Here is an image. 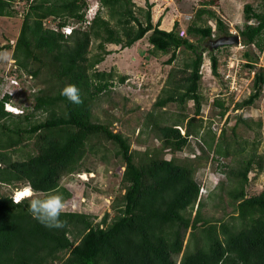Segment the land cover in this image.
Listing matches in <instances>:
<instances>
[{"label": "trees", "instance_id": "16d2710c", "mask_svg": "<svg viewBox=\"0 0 264 264\" xmlns=\"http://www.w3.org/2000/svg\"><path fill=\"white\" fill-rule=\"evenodd\" d=\"M15 1L0 0V17L17 15ZM22 1L26 5L19 35L13 44L0 46V51L12 48L15 65L4 78L7 81L13 76L19 80L20 69L37 76L44 69L50 85L34 95V109L46 116L33 123L29 119L35 112L7 109L14 95L0 92V264H264V187L252 193L246 187L255 161L259 171H263V155L255 159L250 154L239 167L225 170L236 183L228 191L233 205L231 220L210 221L201 215L203 192L195 165L164 158L158 148L152 151L148 148L141 154L133 151L121 131L93 120V100L115 85L113 70L98 68L111 53L106 43L125 48L146 37L150 47L143 54L146 59L160 51L170 53L164 63L172 64L181 47L193 54L184 69L179 70L190 69L189 73L175 84L173 70L170 71L169 85L146 115V127L161 142V149L175 152L185 149L191 136H199L202 119L197 115L202 107L199 89L204 57L185 34L201 39L212 37V26L198 23L205 19L204 14L215 18L217 36L232 34L221 16L208 8L216 5L217 0L204 1L186 30L180 28L178 20L169 30L160 27L161 20H153L151 3L142 20L132 8L134 0H98L99 9L84 27L87 0ZM103 7L108 9L109 17L102 14ZM242 11L245 23L239 29L240 42L255 45L264 53V3L254 6L246 2ZM49 17L57 20L56 27L46 25ZM70 23L80 25L65 33L63 26ZM94 38L99 39L97 47L101 51L89 56ZM244 55L249 57L244 65L253 68L257 58L252 59L248 51ZM209 60L212 72L217 75V54L210 51ZM35 63L38 65L33 67ZM126 78L121 75L119 79L124 82ZM70 84L80 91L79 105L61 95V90ZM263 85L264 67L255 72L252 92L236 107L252 105L260 97ZM188 100L195 103L193 115L180 111L177 116L173 113L165 116L163 107L167 104L176 102L183 108ZM215 103L222 108L218 116H223L227 110L224 102L216 98ZM209 131L214 134L201 135L204 151L207 147L221 156L241 151L227 138L214 143L216 131L210 126ZM33 136L36 152L24 159H13L8 149ZM103 139L118 147L124 165L121 178L124 192L112 204L114 216L105 212L95 222L90 213L65 210L61 215L65 227L48 228L30 214L27 198L14 203L15 192H2L4 185L18 188L23 185L36 194L44 193L38 196L41 199L58 190L63 199L69 198L71 192L61 185V178L79 170L87 151L103 143ZM215 157L216 165L223 169L226 162ZM195 205L197 210L192 215Z\"/></svg>", "mask_w": 264, "mask_h": 264}, {"label": "rangeland", "instance_id": "374dc122", "mask_svg": "<svg viewBox=\"0 0 264 264\" xmlns=\"http://www.w3.org/2000/svg\"><path fill=\"white\" fill-rule=\"evenodd\" d=\"M87 1L89 3L87 17L90 19L95 10L99 9L100 4L98 0ZM204 1L207 0H134L132 8L144 20V10H147L148 4L151 3L152 16L154 20H161L162 27L171 29L174 21L178 20L180 28L186 30L187 26L193 22L196 9ZM246 2L260 6L264 0H217L216 5H208V8L215 10L221 16L232 34H239V29L245 23L242 10ZM25 5L24 1L16 0L14 7L18 10L17 15L0 17V46L7 43L13 44L16 41L22 26ZM140 7L143 8L142 12L139 11ZM102 14L109 17V11L106 7L102 8ZM203 16L205 19L198 23L211 25L213 28L212 37L201 39L198 35L185 34L196 43L204 57L199 89L202 95V107L200 114L197 115V118L202 119L199 136H191L188 146L175 152L170 148L161 149V142L151 129L146 127V115L153 110L154 101L158 95L163 93V88L169 85L167 83L170 71L173 70V84H175L179 78L189 73L190 69L187 71L179 70L184 69L185 62L190 61L193 56L190 50L181 47L172 64L164 63L170 53L166 54L160 51H156L154 55L150 53L152 56L146 59L143 54L150 48L146 37L125 48H122L120 44L106 43V48L111 53L105 56L98 68L106 71L113 70L115 85L112 86L111 90L101 93L93 100V120L108 123L114 131H121L127 136L133 151H138L141 154L148 148L150 151L158 148L159 155L164 158L177 162H191L196 166L198 181L203 186L201 198L204 203L201 207V215L210 221L231 220L233 205L228 191L236 183L232 179L233 177H228L225 170L239 167L250 154L254 155L255 159L261 155L264 158V85L260 97L252 105L242 108L236 107L237 102L242 101L252 92L255 72L264 67V53L255 45L246 46L242 43L218 46L219 48L214 47L216 40L220 37L217 36L215 18L207 14ZM56 21V19L49 17L45 23L47 26L56 27ZM75 24L78 23L73 25ZM73 25L70 23L67 26L72 28ZM67 26L66 30H69ZM83 26L86 25L83 24ZM223 35L225 34L221 36ZM98 42L99 39H93L89 56L101 51L97 47ZM210 51L216 53L219 58L217 75L211 70ZM246 51L250 52L252 59L257 58V63L253 68L244 65L249 59L244 55ZM12 52V48H4L0 51V83L3 81V88H9L14 95L8 108L17 112L23 111V113L35 112L29 119L31 123L43 120L46 113L34 109V95L40 88L50 85V82L46 80L45 70L42 69L37 76H32L20 69L17 70V73L20 72L18 84L14 85L6 81L5 75L12 68L15 69ZM37 65L35 63L33 67ZM227 74L234 75V78L227 77ZM121 75L127 76L124 82L119 79ZM216 98L222 100L224 106L227 107L225 114L221 117L218 115L222 108L215 103ZM194 104L193 100H188L184 105L185 107L182 108L180 104L171 102L163 107V111H166L165 116L170 113L177 116L180 111L191 116L194 113ZM6 120L8 121V119ZM1 121H5V119ZM23 123L25 124L27 121H23ZM209 126L216 131L214 143L220 138H227L232 142L233 147L241 149V151L235 150L229 156L217 155L216 152L207 147H204V149L206 148L204 151L201 135L209 137V135L214 134L213 131H209ZM222 129L225 130L224 135H222ZM181 131L184 132V129ZM35 138L34 136L26 138L11 150L8 149L11 157L19 160L27 158L29 153L36 152ZM102 142L93 150L87 151L79 170L66 173L61 178V185L71 192L69 198L63 199L66 210L90 213L94 216L95 222L100 220L105 212H109L110 217L114 216L116 211L112 204L115 198L124 192L121 183L124 165L120 153L117 152L118 147L105 139ZM213 156L218 157L221 162H226L227 165L222 167L223 169H219V165H216L217 163L214 161L216 159ZM136 157L138 156L136 155ZM25 187L27 186L22 185L18 188L4 185L1 190L5 194H11L16 190L19 191V189L26 190ZM246 187L250 193L259 191L264 187V169L259 171L256 161L249 173V183ZM36 195L44 196V193H37ZM52 195H59L63 198L60 190L52 193ZM196 210L197 205H195L192 215L195 214Z\"/></svg>", "mask_w": 264, "mask_h": 264}, {"label": "clouds", "instance_id": "9594fccd", "mask_svg": "<svg viewBox=\"0 0 264 264\" xmlns=\"http://www.w3.org/2000/svg\"><path fill=\"white\" fill-rule=\"evenodd\" d=\"M96 11H97V9L95 10L93 17L95 16ZM86 17H87V14H86ZM75 25H79V24H75ZM75 25H73L72 28ZM66 26H63V31L65 33H70L72 28H69V26H67L69 29V31H67ZM12 77L13 76H11L7 81L13 83L14 85L18 84V83H14L11 81ZM2 85L0 86V90H2V92H10L11 93L9 88H3ZM61 95L66 97L73 104L79 105L82 103L80 91L75 85L70 84V85L65 86L61 90ZM9 104L10 103L8 102L7 107H6L7 109H9L8 108ZM9 110L17 112V111L12 110V109H9ZM25 188L28 189L29 191L31 190L30 194L25 196V197L17 198L19 192H18V190H16L14 193V196H13L14 197V201H13L14 203H20L23 198H27L29 200V205H28L29 212L33 216L34 219H36L37 221H39L45 227H48V228L61 229V228L65 227V222L63 220H61V215L66 210V204H65V202L61 196L49 195L46 198L41 199L35 194L34 191H32V189L30 187L27 186ZM19 190H21V189H19Z\"/></svg>", "mask_w": 264, "mask_h": 264}, {"label": "water", "instance_id": "95a60500", "mask_svg": "<svg viewBox=\"0 0 264 264\" xmlns=\"http://www.w3.org/2000/svg\"><path fill=\"white\" fill-rule=\"evenodd\" d=\"M232 43H237V44L240 43L239 34H230V35L220 36L216 40L214 47L223 46V45L232 44Z\"/></svg>", "mask_w": 264, "mask_h": 264}, {"label": "built area", "instance_id": "2783aa9c", "mask_svg": "<svg viewBox=\"0 0 264 264\" xmlns=\"http://www.w3.org/2000/svg\"><path fill=\"white\" fill-rule=\"evenodd\" d=\"M90 20H91V18L90 19L87 18L82 24L87 25L90 22ZM67 31H69V30H67ZM181 33H183V31ZM227 77L234 78V75L232 76L231 74H227ZM11 81L14 82V83H18V80L15 77H12ZM202 189H203V186L201 185V192L203 191Z\"/></svg>", "mask_w": 264, "mask_h": 264}, {"label": "snow or ice", "instance_id": "6c2138e0", "mask_svg": "<svg viewBox=\"0 0 264 264\" xmlns=\"http://www.w3.org/2000/svg\"><path fill=\"white\" fill-rule=\"evenodd\" d=\"M29 194H30V192L26 189L24 192L19 193L17 198L25 197V196H27Z\"/></svg>", "mask_w": 264, "mask_h": 264}, {"label": "crops", "instance_id": "0c3cea01", "mask_svg": "<svg viewBox=\"0 0 264 264\" xmlns=\"http://www.w3.org/2000/svg\"><path fill=\"white\" fill-rule=\"evenodd\" d=\"M156 19V18H155ZM153 20H154V18H153ZM154 21H157V19L156 20H154ZM160 27H162L161 26V24H160ZM162 28H164V27H162ZM164 29H167V30H169L170 28H164Z\"/></svg>", "mask_w": 264, "mask_h": 264}, {"label": "bare ground", "instance_id": "6f19581e", "mask_svg": "<svg viewBox=\"0 0 264 264\" xmlns=\"http://www.w3.org/2000/svg\"><path fill=\"white\" fill-rule=\"evenodd\" d=\"M12 110H14V109H12ZM25 190H19L18 192H20V193H22V192H24ZM19 194V193H18Z\"/></svg>", "mask_w": 264, "mask_h": 264}]
</instances>
